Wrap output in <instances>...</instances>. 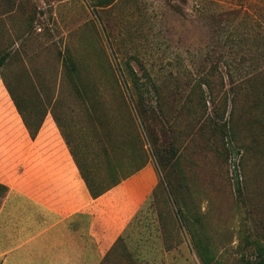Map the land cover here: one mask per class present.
I'll use <instances>...</instances> for the list:
<instances>
[{"label":"rangeland","instance_id":"374dc122","mask_svg":"<svg viewBox=\"0 0 264 264\" xmlns=\"http://www.w3.org/2000/svg\"><path fill=\"white\" fill-rule=\"evenodd\" d=\"M6 1L1 117L24 123L16 99L32 123H55L97 189L111 184L110 162L135 169L140 141L157 165L155 196L104 264H203L194 234L219 264H259L264 0ZM67 55L93 103L77 97ZM13 146L2 139L0 151Z\"/></svg>","mask_w":264,"mask_h":264},{"label":"crops","instance_id":"0c3cea01","mask_svg":"<svg viewBox=\"0 0 264 264\" xmlns=\"http://www.w3.org/2000/svg\"><path fill=\"white\" fill-rule=\"evenodd\" d=\"M10 101L0 81V120L6 123L0 142L14 145L0 151V184L7 187L0 198V264L106 263L158 185L156 163L94 197L57 125L44 121L32 138L24 123L11 127L1 117L11 111Z\"/></svg>","mask_w":264,"mask_h":264},{"label":"trees","instance_id":"16d2710c","mask_svg":"<svg viewBox=\"0 0 264 264\" xmlns=\"http://www.w3.org/2000/svg\"><path fill=\"white\" fill-rule=\"evenodd\" d=\"M111 0H97L94 1L96 3V5L102 6L104 4H108ZM10 54L8 52L2 54L0 56V70L4 67V65L7 63L8 58H9ZM65 64L68 66L67 69V73H68V78L70 79L71 84L74 87L75 93L77 94V97H79L81 99V101L83 102H89L93 103V101H91L92 99V94L87 93L86 89H85V85L84 84H80L78 79H77V66L74 62V59L72 58L71 55H67L64 59ZM131 78L133 80V83L135 84L136 88H141L139 87V81H138V77L137 75H135L133 73V75H131ZM9 88V86H8ZM11 93V91H10ZM136 99L137 102L140 103V105L143 103V101H145V92L143 91H138L136 94ZM16 99H14L15 105L19 111V113L22 116V119L30 133V136L32 138H35L36 135L38 134V131L40 129V127L42 126L43 121H38L36 123H32L28 117H26L23 113V111L21 110L20 106L18 105L17 101H15ZM139 141H140V137H139ZM69 145V142H67ZM141 147L139 149V155H140V159L139 162L137 163L135 169L133 171H127L125 172L123 175L121 173V167L119 164H116V162H110V164L107 166L108 169V173L111 174L112 180H111V184L103 187L102 189H97L94 185V183L91 181V179L89 178L87 172L84 170V168L79 164V162L77 161L75 154L71 151L72 156L74 157V160L77 164V166L79 167L81 174L92 194V196L97 197L99 196L101 193L105 192L106 190H108L109 188L113 187L114 185L118 184L123 178H126L128 176H130L131 174L135 173L136 171L140 170L141 168H143L148 162H149V152L146 149V145L145 143H143L142 141H140ZM106 150V149H105ZM107 154V152H106ZM135 154V153H134ZM133 155V154H132ZM173 155H175V153H173ZM134 156V155H133ZM135 157V156H134ZM137 161V159H136ZM135 161V162H136ZM121 164V163H120ZM118 167V168H117ZM180 179L182 180L183 177L181 176ZM237 185L239 184L238 180L236 181ZM160 181L158 183V185L156 186V188L154 189L153 194L150 196L149 199H151L152 197L155 196V193L157 192V189L159 188ZM0 190L3 191L2 196L5 194V192L7 191V187L3 184H0ZM237 190L239 191L240 188L239 186H237ZM148 199V201H149ZM143 207L138 211V213L136 214V216L134 217L133 221H137L139 218V214L141 213ZM125 234V233H124ZM124 240V235L120 236L118 238V240L116 241V243L114 244L112 250L108 253L107 258L109 257L110 253L115 249V247L118 244H121ZM194 240H195V244H196V248L198 250L199 256L203 262V264H219L217 261H215L214 259V255L211 252L210 247L208 246L207 243H205L202 239H199L196 237V235L194 234ZM257 262L259 264H264V247H258L257 248Z\"/></svg>","mask_w":264,"mask_h":264}]
</instances>
